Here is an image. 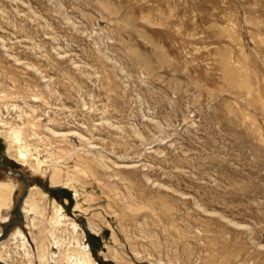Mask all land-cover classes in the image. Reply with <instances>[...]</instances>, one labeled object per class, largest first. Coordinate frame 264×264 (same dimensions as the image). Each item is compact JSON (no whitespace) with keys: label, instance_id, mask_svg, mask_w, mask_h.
Returning <instances> with one entry per match:
<instances>
[{"label":"rangeland","instance_id":"obj_1","mask_svg":"<svg viewBox=\"0 0 264 264\" xmlns=\"http://www.w3.org/2000/svg\"><path fill=\"white\" fill-rule=\"evenodd\" d=\"M0 153V264H264V0H0Z\"/></svg>","mask_w":264,"mask_h":264},{"label":"bare ground","instance_id":"obj_2","mask_svg":"<svg viewBox=\"0 0 264 264\" xmlns=\"http://www.w3.org/2000/svg\"><path fill=\"white\" fill-rule=\"evenodd\" d=\"M7 138H9L10 143L12 142L14 143L15 141L18 140L19 137L17 134H14L13 136H8ZM10 145L8 147L7 152H10V154L14 155L19 160H22L24 162L29 161L26 151H24L20 147H17L15 149L16 153L13 154L11 153V148H13V145L12 144ZM56 182L57 181L54 178H51L52 184H56ZM14 187H15V184L10 180L0 181V210L3 206H7L8 202H11L12 200L11 196H12ZM33 195H34V190H33V187H31L29 188V191H27V194L24 198V204L22 206V210L25 211V213L27 214L39 213V215L43 216L44 214L43 211H45V208L44 207L40 208L43 211L37 210L39 206L38 201L33 198ZM53 209H54V215L50 217V221H49V224L51 226V230L49 231L50 233L49 236H51V239L48 240L49 245L48 243L45 244L44 238L46 237L44 236L42 237L41 235H38V237L35 238V243H37V247H38L39 263L40 264H50L51 262H53L54 264H95L94 262L91 261V257L89 255L88 250L84 246H81L78 239L74 240L75 243H72V245H70L68 250H62V248L60 247L61 244L59 245L58 239L56 238V236H54L55 231H56V226L60 225L62 221L61 207L54 206ZM33 217H35V215ZM33 220L35 219L33 218ZM34 225H37V223L34 222ZM45 230L46 228L45 229L43 228L41 232L43 233V231ZM16 234L21 236L22 240L23 239L26 240V238L20 231H18ZM53 247L57 248V252L50 251ZM25 254L28 256L27 264H31L32 259L29 257L30 253H25ZM0 259H1L0 262L2 263V260H4V257L1 254H0ZM13 261L14 260L12 259L10 263L14 264Z\"/></svg>","mask_w":264,"mask_h":264},{"label":"water","instance_id":"obj_3","mask_svg":"<svg viewBox=\"0 0 264 264\" xmlns=\"http://www.w3.org/2000/svg\"><path fill=\"white\" fill-rule=\"evenodd\" d=\"M0 163L4 165V163L2 161V153H0ZM9 174L13 175L14 173L9 172ZM25 182H26V188H25V190L23 192V195L16 201V210L18 211V214H19L20 217H21L20 204H21L22 200L24 199V197L26 196L27 190H28V185H27V180L26 179H25Z\"/></svg>","mask_w":264,"mask_h":264}]
</instances>
